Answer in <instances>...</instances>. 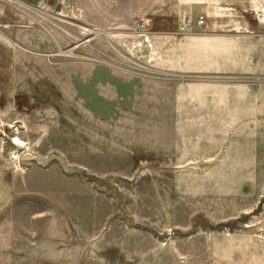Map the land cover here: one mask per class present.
Returning <instances> with one entry per match:
<instances>
[{
    "label": "rangeland",
    "instance_id": "1",
    "mask_svg": "<svg viewBox=\"0 0 264 264\" xmlns=\"http://www.w3.org/2000/svg\"><path fill=\"white\" fill-rule=\"evenodd\" d=\"M255 8L0 0V264H264V74L173 66ZM197 81L253 91V125L175 126Z\"/></svg>",
    "mask_w": 264,
    "mask_h": 264
},
{
    "label": "crops",
    "instance_id": "2",
    "mask_svg": "<svg viewBox=\"0 0 264 264\" xmlns=\"http://www.w3.org/2000/svg\"><path fill=\"white\" fill-rule=\"evenodd\" d=\"M255 1L257 7L264 9L262 0H259L260 3L257 2L258 0ZM186 34L188 44L185 53L174 62V68L198 73L246 72L256 75L264 74V34H255L253 30H250L246 33L245 39L240 35L224 32L198 31ZM204 82H194L191 92L184 94L183 99H179V103L174 105L177 112L176 117L181 118L179 121H184V123L175 124V126L253 125L256 117L254 103L253 101L250 102L252 95H254L253 91L251 94L249 92L244 93L240 88L222 87L223 85L213 81L208 82L207 87H201ZM228 101L236 105L242 103L241 106L245 102L253 105L247 109L239 105L235 109L226 110L222 105ZM175 110L173 111L175 112ZM229 118L232 119L223 120Z\"/></svg>",
    "mask_w": 264,
    "mask_h": 264
},
{
    "label": "built area",
    "instance_id": "3",
    "mask_svg": "<svg viewBox=\"0 0 264 264\" xmlns=\"http://www.w3.org/2000/svg\"><path fill=\"white\" fill-rule=\"evenodd\" d=\"M253 2H254V0H253ZM255 10L258 11L257 17H259V19L262 22H264V9L255 8ZM259 10H261V11H259ZM190 21H191V17L185 15V17L183 18L182 24L180 25V29L181 30H185L187 28V25L190 23ZM198 21L200 23L204 22V16L200 15L199 18H198Z\"/></svg>",
    "mask_w": 264,
    "mask_h": 264
},
{
    "label": "bare ground",
    "instance_id": "4",
    "mask_svg": "<svg viewBox=\"0 0 264 264\" xmlns=\"http://www.w3.org/2000/svg\"><path fill=\"white\" fill-rule=\"evenodd\" d=\"M257 2H259V0H258ZM259 3H260V2H259ZM262 3L264 4V0H262Z\"/></svg>",
    "mask_w": 264,
    "mask_h": 264
}]
</instances>
